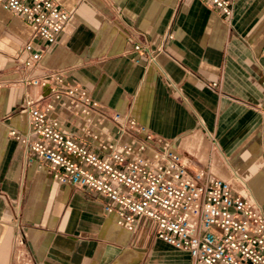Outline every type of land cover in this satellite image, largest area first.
I'll return each mask as SVG.
<instances>
[{
	"label": "crops",
	"instance_id": "0c3cea01",
	"mask_svg": "<svg viewBox=\"0 0 264 264\" xmlns=\"http://www.w3.org/2000/svg\"><path fill=\"white\" fill-rule=\"evenodd\" d=\"M55 1L70 20L54 44L37 40L44 52L32 74L64 72L100 103L92 114L135 117L154 135L149 145L168 144L264 213V0H237L232 16L205 0ZM31 33L0 3V264H15L21 228L31 264H194L156 236L151 218L121 225L105 211L107 197L60 183L11 135L31 129L27 96L53 102L50 117L93 150L86 130H113L25 82L16 58ZM140 34L151 47L139 56L128 39Z\"/></svg>",
	"mask_w": 264,
	"mask_h": 264
},
{
	"label": "built area",
	"instance_id": "2783aa9c",
	"mask_svg": "<svg viewBox=\"0 0 264 264\" xmlns=\"http://www.w3.org/2000/svg\"><path fill=\"white\" fill-rule=\"evenodd\" d=\"M205 1L232 16L237 0ZM0 3L26 20L32 31L16 58L19 66L28 69L25 82L46 87L64 107L81 110L89 125L109 122L113 127L112 131L102 127L96 132L86 130L98 141L99 151L93 150L64 132L57 117H50L56 107L53 102L39 105L27 96L31 129L28 134L14 129L11 135L49 163L57 181L103 194L107 197L105 211L129 229L139 216L151 218L156 236L186 250L194 264H264V213L235 192L229 181L213 177L203 168H192L189 158L168 144L149 145L154 135L135 117L119 111L92 114L100 103L86 90L69 85L64 72L32 74L40 69L44 52L37 40L54 44L70 20L68 11L55 0ZM128 41L139 56L151 47L141 34L129 36ZM128 134L130 139L123 142ZM25 244L21 228L15 264L32 262Z\"/></svg>",
	"mask_w": 264,
	"mask_h": 264
}]
</instances>
